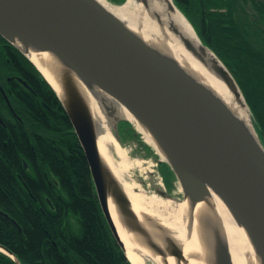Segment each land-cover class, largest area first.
Segmentation results:
<instances>
[{"label": "water", "instance_id": "obj_1", "mask_svg": "<svg viewBox=\"0 0 264 264\" xmlns=\"http://www.w3.org/2000/svg\"><path fill=\"white\" fill-rule=\"evenodd\" d=\"M173 2L179 8L176 1ZM193 28L201 44L221 61L218 73L230 86H237L238 93L243 95L257 143L250 140L201 88L167 64L174 65L172 61L156 57L98 0H0V34L37 67L61 101L84 150L104 216L128 259L126 243L110 211V199L124 226L136 233L141 242L166 264L168 257H174L176 264L189 263L183 247L163 225L150 217L148 225L141 221L123 186L102 158L98 128L72 69L99 83L154 130L171 158L172 162H165L180 182L184 200L201 201L208 193L197 164L209 177L206 181L240 214L264 249V143L232 72ZM19 31L34 38L43 50L56 53L64 65H68L65 69L62 65L57 72L56 84L51 83L25 51L14 43L12 36L18 35ZM187 46L192 48L189 42ZM122 121L133 124L119 116L114 118L112 130L118 141L122 140L119 129ZM157 191L164 197H175L166 188ZM0 214L9 218L1 210ZM210 249L208 264H233L221 236ZM0 251L16 264H22L1 244Z\"/></svg>", "mask_w": 264, "mask_h": 264}, {"label": "trees", "instance_id": "obj_2", "mask_svg": "<svg viewBox=\"0 0 264 264\" xmlns=\"http://www.w3.org/2000/svg\"><path fill=\"white\" fill-rule=\"evenodd\" d=\"M175 1L232 72L264 143V0ZM15 49L23 60L13 51L10 56L31 88L14 83V112L3 116L6 126L0 124V210L9 216L0 214V244L22 264H132L104 216L61 101L37 67ZM119 127L122 140L125 128L124 134L139 139L129 121ZM161 170L172 184L171 166L162 162ZM0 264L16 262L0 251Z\"/></svg>", "mask_w": 264, "mask_h": 264}, {"label": "bare ground", "instance_id": "obj_3", "mask_svg": "<svg viewBox=\"0 0 264 264\" xmlns=\"http://www.w3.org/2000/svg\"><path fill=\"white\" fill-rule=\"evenodd\" d=\"M98 1L156 57L161 60H164L162 57H166L172 61L174 65L165 60L186 79L201 88L250 140L257 143L250 111L243 95L238 93L237 86H230L218 73L217 67L222 65L221 61L209 48L201 44L192 24L173 0H126L122 3ZM12 39L51 83L56 84L57 72L62 65L63 69L68 68L56 53L43 50L27 33L19 31ZM187 42L192 48L187 46ZM72 73L88 101L98 128L100 154L123 186L134 210L145 225H148L149 217L163 225L183 247L189 260L188 264H208L207 259L211 256L210 247H215L218 236H221L227 245L233 264H264V249L240 214L226 202L213 185L206 181L209 177L199 165L195 164L208 187V193L201 201L192 203L188 198L178 200L175 197L162 196L157 190H164V183L160 178L156 181L151 166L146 167L145 175L148 176L147 181L150 185L149 190H146L133 174L134 167L143 170L142 161L131 159L128 148L118 143L112 130L113 120L119 116L132 121L145 142L155 148L159 157L158 162L171 161L161 139L142 118L99 83L87 76L79 75L73 69ZM56 86L61 90L59 85ZM114 149L120 160L113 157ZM151 185L155 186V189H152ZM176 189L178 192L183 191L180 182ZM109 206L119 233L126 243L131 262L166 264L160 256L141 242L136 233L124 226L112 199ZM167 262L176 264L174 257H168Z\"/></svg>", "mask_w": 264, "mask_h": 264}, {"label": "flooded vegetation", "instance_id": "obj_4", "mask_svg": "<svg viewBox=\"0 0 264 264\" xmlns=\"http://www.w3.org/2000/svg\"><path fill=\"white\" fill-rule=\"evenodd\" d=\"M10 51L15 52L22 59L19 51L15 49V46L0 34V95L2 96V98H0V102L2 103V107L0 106L2 109H0V124L2 126H6L3 116L5 117V115H8L9 110L10 112H14L11 97L17 96L18 87L31 88L29 81L24 77L22 71L12 60ZM10 64L12 66H9ZM14 83H16L18 87H15ZM126 130H128V128H125V131L122 133H126ZM158 165L167 192H172L169 190L172 184L167 183L164 173L161 170V163H158Z\"/></svg>", "mask_w": 264, "mask_h": 264}, {"label": "rangeland", "instance_id": "obj_5", "mask_svg": "<svg viewBox=\"0 0 264 264\" xmlns=\"http://www.w3.org/2000/svg\"><path fill=\"white\" fill-rule=\"evenodd\" d=\"M125 1L126 0H124V2ZM111 2H113V1H111ZM132 127L136 131V133L140 134L139 135L140 136L139 139H137L136 137H131L128 134H123L124 140H121V141L117 140V141H118V143H120V145L122 147L128 148L127 149L128 150V154L131 157V159H134V160L138 159V160L142 161L143 170L140 169L139 167H134L133 168V174H134V176H136L135 178L138 180V182H140V184L146 190H149L150 185H149V183L147 181L148 176L145 175L146 174V167L147 166H151L152 167L151 170H153V172H154V175L156 177V181H157V178L162 179V177L160 175V172H159V165H158V163H160V162H158L159 157H158V154L156 153L155 148H153V146H151V145H149L148 143L145 142L142 134L135 129V126L133 124H132ZM119 129H120V127H119ZM120 134H121V131H120ZM126 136H128V137H126ZM145 144L150 146V149H147L145 147ZM153 149H154V151H153ZM113 157L116 160H120V158L118 157V154L115 151V149L113 151ZM150 164H152V165H150ZM151 177H152V175L150 176V178ZM162 182L164 183L163 180H162ZM178 184H179V181H178L177 178H175L172 181L171 189H169L172 192H169V194H171L172 196L180 197V198L183 199L184 198L183 191L178 192V190L176 189ZM154 187H153V185H151L152 189H155ZM165 187H166V185H165Z\"/></svg>", "mask_w": 264, "mask_h": 264}]
</instances>
